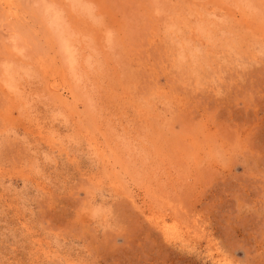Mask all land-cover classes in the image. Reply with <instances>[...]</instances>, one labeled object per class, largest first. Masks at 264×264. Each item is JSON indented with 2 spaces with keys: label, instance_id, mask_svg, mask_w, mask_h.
Returning a JSON list of instances; mask_svg holds the SVG:
<instances>
[{
  "label": "rangeland",
  "instance_id": "obj_1",
  "mask_svg": "<svg viewBox=\"0 0 264 264\" xmlns=\"http://www.w3.org/2000/svg\"><path fill=\"white\" fill-rule=\"evenodd\" d=\"M77 1L0 0V264H264V0Z\"/></svg>",
  "mask_w": 264,
  "mask_h": 264
},
{
  "label": "bare ground",
  "instance_id": "obj_2",
  "mask_svg": "<svg viewBox=\"0 0 264 264\" xmlns=\"http://www.w3.org/2000/svg\"><path fill=\"white\" fill-rule=\"evenodd\" d=\"M74 2H79V1H77V0H74ZM221 2V1H220ZM59 19H61L58 15H55L54 16V20H55V22H56V24L58 25L59 24ZM59 27H61V25H58ZM62 28V27H61ZM62 32V34H63V37H62V39H63V46H64V48H65V52H66V54H67V58H68V62L70 63V64H72V63H74L75 62V59H74V56H73V54H72V51H71V47H70V37H68V32L67 31H61ZM52 48H53V46H52ZM49 55V54H48ZM47 57H49V56H47ZM56 60V59H55ZM54 61V60H53ZM57 64V63H56ZM53 65H55V62H53ZM57 66V65H56ZM59 67V66H58ZM54 71V70H53ZM8 72V71H7ZM11 73V72H10ZM62 80V79H61ZM54 81V80H53ZM63 81V80H62ZM65 81V80H64ZM64 81H63V84L65 85V86H67L65 83H64ZM67 83V82H66ZM55 85H57V84H55ZM64 85H63V87H64ZM58 86H59V84H58ZM54 87V86H53ZM56 87V86H55ZM60 88V87H59ZM58 88V89H59ZM62 88V87H61ZM67 88V87H66ZM54 89V88H53ZM64 89V88H63ZM57 91V90H56ZM62 91V89L61 90H59V92L58 93H60ZM63 91H65V90H63ZM66 92V91H65ZM71 92V91H70ZM62 93V92H61ZM67 93H68V91H67ZM72 95V94H71ZM60 97H61V95H59ZM59 97V98H60ZM66 99V98H65ZM62 102V101H61Z\"/></svg>",
  "mask_w": 264,
  "mask_h": 264
}]
</instances>
